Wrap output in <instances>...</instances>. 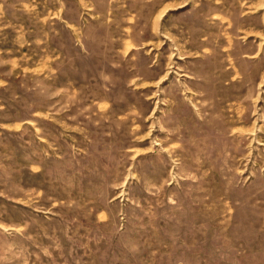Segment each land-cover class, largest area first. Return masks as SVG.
I'll use <instances>...</instances> for the list:
<instances>
[{
  "label": "rangeland",
  "instance_id": "rangeland-1",
  "mask_svg": "<svg viewBox=\"0 0 264 264\" xmlns=\"http://www.w3.org/2000/svg\"><path fill=\"white\" fill-rule=\"evenodd\" d=\"M0 264H264V0H0Z\"/></svg>",
  "mask_w": 264,
  "mask_h": 264
}]
</instances>
